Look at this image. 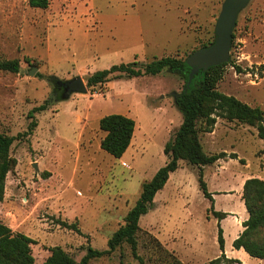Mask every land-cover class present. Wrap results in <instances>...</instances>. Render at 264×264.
Here are the masks:
<instances>
[{"label":"rangeland","instance_id":"rangeland-1","mask_svg":"<svg viewBox=\"0 0 264 264\" xmlns=\"http://www.w3.org/2000/svg\"><path fill=\"white\" fill-rule=\"evenodd\" d=\"M223 2L50 0L47 8H38L28 0H0V53L3 59L20 61L19 72L0 70V132L16 137L10 155L17 161L6 178L0 220L35 239L37 262L43 263L56 245L77 260L89 246L109 248V238L125 223L143 184L166 164L164 147L182 123L176 96L184 80L176 71L112 77L97 86H89L88 77L123 62L187 58L215 39ZM229 62L218 89L264 110V74H259L264 0H251L240 12ZM78 76L87 91L68 98L53 82V77L66 81ZM46 100L48 108L35 113L38 125L28 134L29 111ZM112 113L136 122L132 142L120 158L101 147L105 132L99 122ZM201 140L208 153L238 157L204 166L213 200L200 189L199 167L180 160L153 207L140 218L138 253L147 264H167L151 234L184 263L209 264L223 252L218 241L222 227L225 247L234 251L228 257L264 264L233 246L238 230L243 231L237 220L248 213L241 181L264 179V139L254 126L218 118L213 132ZM213 208L232 213L219 219ZM60 221H77L80 231ZM89 264L140 263L125 242Z\"/></svg>","mask_w":264,"mask_h":264},{"label":"trees","instance_id":"trees-1","mask_svg":"<svg viewBox=\"0 0 264 264\" xmlns=\"http://www.w3.org/2000/svg\"><path fill=\"white\" fill-rule=\"evenodd\" d=\"M28 2L30 6L38 8H47L50 4V0H28ZM214 40L213 37L212 40L203 44V47L211 45ZM228 64H230L229 61L208 69H201L194 75L190 84L188 81L191 66L187 62V58L175 56L156 58L148 63L123 62L92 73L87 79L89 86L103 84L112 77L159 74L166 68L178 72L183 77V87L176 96V104L183 118L174 136L164 147L168 160L164 166L157 170L151 180L143 184L139 198L124 218L125 223L109 238V248L100 250L89 246L86 254L77 260L62 246L56 245L50 247V255L46 260L39 263L36 261L32 249V245L36 243L35 239L27 234L14 232L9 225L0 220V264H89L93 258L110 255L125 242L130 245L132 254L139 263L147 264L145 258L138 253L140 218L153 207L156 194L164 188L171 173L179 168V161L186 160L199 167L200 189L206 197L213 200V195L204 179V166L214 164L227 157H238L234 152H206L201 136L213 132L218 118H224L228 121H238L256 127L258 136L264 139V110L218 89V83L224 77ZM232 65L238 72L244 71L240 65L235 63ZM261 66L262 70L259 71V74L263 76L264 64ZM0 70L19 72L20 61L18 59H3L0 53ZM56 81L59 80L53 77V82ZM49 104V101L46 100L29 111V117L33 119L29 123L28 134L33 133L38 125L34 118L35 113L46 110ZM99 123L101 130L105 132L101 140V147L117 158L122 157L132 142L136 127L135 120L124 114L112 113L103 116ZM15 139V136L0 132V200H3L5 195L7 175L17 162L10 155V148ZM241 161L244 162V159ZM50 174L47 172L46 177ZM242 198L249 216L243 222L244 229L233 241V246L237 249L243 248L253 257L264 259V179L247 178L243 185ZM212 214L222 219L228 213L216 211L213 208ZM60 223L64 227L80 231L77 221H60ZM150 241L156 245L167 264H186L154 235L150 234ZM218 241L223 252L210 260L209 264H242L238 258L226 255L222 227H219Z\"/></svg>","mask_w":264,"mask_h":264},{"label":"water","instance_id":"water-1","mask_svg":"<svg viewBox=\"0 0 264 264\" xmlns=\"http://www.w3.org/2000/svg\"><path fill=\"white\" fill-rule=\"evenodd\" d=\"M251 0H224L221 12L218 16L215 27V40L206 47L196 49L187 57V62L191 66L188 84L194 75L201 69H208L211 66L228 62L231 55V47L234 38V29L240 12ZM31 73H33L31 71ZM64 88L63 96L68 98L77 92H86L87 85L80 76L66 81H58ZM37 167V165L35 164Z\"/></svg>","mask_w":264,"mask_h":264},{"label":"crops","instance_id":"crops-1","mask_svg":"<svg viewBox=\"0 0 264 264\" xmlns=\"http://www.w3.org/2000/svg\"><path fill=\"white\" fill-rule=\"evenodd\" d=\"M245 180L246 179H243L242 181H241V186H242V191H243V185H244V182H245ZM168 182V181H167ZM165 187V186H164ZM248 212V211H247ZM227 213L228 214H230V213H232V212H228L227 211ZM248 216H249V213H245V215L242 217V218H240V219H238L237 221H238V226H242L243 227V229H244V226H243V222L248 218ZM238 233L240 234L241 232H240V230H238ZM239 234H238V236H239ZM237 236V237H238ZM236 237V238H237ZM243 249V248H242ZM227 252V254L226 255H230V254H232L234 251H232V250H227L226 249V247H225V253ZM239 259V258H238ZM260 259V258H259Z\"/></svg>","mask_w":264,"mask_h":264},{"label":"flooded vegetation","instance_id":"flooded-vegetation-1","mask_svg":"<svg viewBox=\"0 0 264 264\" xmlns=\"http://www.w3.org/2000/svg\"><path fill=\"white\" fill-rule=\"evenodd\" d=\"M58 85V88H59V90H64V88L62 87V86H60L59 84H57Z\"/></svg>","mask_w":264,"mask_h":264}]
</instances>
